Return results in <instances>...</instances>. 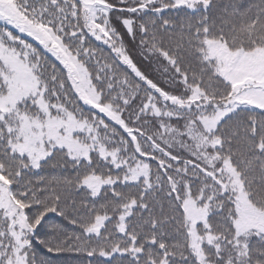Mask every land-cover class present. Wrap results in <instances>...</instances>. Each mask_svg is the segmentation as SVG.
I'll use <instances>...</instances> for the list:
<instances>
[{
	"label": "snow or ice",
	"instance_id": "6c2138e0",
	"mask_svg": "<svg viewBox=\"0 0 264 264\" xmlns=\"http://www.w3.org/2000/svg\"><path fill=\"white\" fill-rule=\"evenodd\" d=\"M0 264H264V0H0Z\"/></svg>",
	"mask_w": 264,
	"mask_h": 264
},
{
	"label": "trees",
	"instance_id": "16d2710c",
	"mask_svg": "<svg viewBox=\"0 0 264 264\" xmlns=\"http://www.w3.org/2000/svg\"><path fill=\"white\" fill-rule=\"evenodd\" d=\"M58 222V221H57Z\"/></svg>",
	"mask_w": 264,
	"mask_h": 264
}]
</instances>
